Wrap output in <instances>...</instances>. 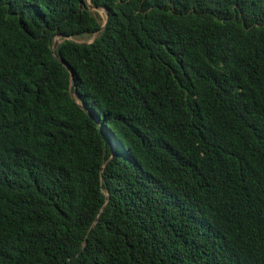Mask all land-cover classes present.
<instances>
[{"label": "trees", "instance_id": "obj_1", "mask_svg": "<svg viewBox=\"0 0 264 264\" xmlns=\"http://www.w3.org/2000/svg\"><path fill=\"white\" fill-rule=\"evenodd\" d=\"M90 2L0 0V264H264V0Z\"/></svg>", "mask_w": 264, "mask_h": 264}, {"label": "water", "instance_id": "obj_2", "mask_svg": "<svg viewBox=\"0 0 264 264\" xmlns=\"http://www.w3.org/2000/svg\"><path fill=\"white\" fill-rule=\"evenodd\" d=\"M84 2L86 3L87 9H88L89 11H91V10H99V9H97V8H95V7H93V6L91 5L90 0H89V2H88L87 0H84ZM102 10H103V13H104V15H105V19H104V21H103V24H102V26H101L99 32L102 31V30L104 29V27H105V25H106V23H107V20H108V13H107V11L104 10V9H102ZM92 36H93V39H92L91 42H88V43H78V44H84V45H87V44H90V43L94 42V40L96 39V33L93 34ZM64 39L73 41V40H72L71 38H69V37H65ZM73 42H74V43H77V42H75V41H73ZM59 43H61V41L59 42V41H58V38H56V39L54 40V44H53V46H52V53H54V50L56 49V47H57V45H58ZM58 60H59V62H60L62 65H64V66L70 71V69L68 68V66H66V64L64 63V61H62L61 59H58ZM73 91L76 92V88H75V87L72 88V85H70V86H69V94H70V97H71L72 99H74V93H73ZM76 103L79 104L78 101H77ZM98 120H99V119H97L96 121L98 122Z\"/></svg>", "mask_w": 264, "mask_h": 264}, {"label": "rangeland", "instance_id": "obj_3", "mask_svg": "<svg viewBox=\"0 0 264 264\" xmlns=\"http://www.w3.org/2000/svg\"><path fill=\"white\" fill-rule=\"evenodd\" d=\"M91 13L99 20V21H104L105 19V15L103 13V10L102 9H99V10H91ZM73 41L77 42V43H88V42H91L92 39H93V36H84V37H73L71 38ZM58 41L60 42L61 39L58 38ZM76 101H78L76 99ZM79 103V101H78Z\"/></svg>", "mask_w": 264, "mask_h": 264}, {"label": "bare ground", "instance_id": "obj_4", "mask_svg": "<svg viewBox=\"0 0 264 264\" xmlns=\"http://www.w3.org/2000/svg\"><path fill=\"white\" fill-rule=\"evenodd\" d=\"M89 2V0H87Z\"/></svg>", "mask_w": 264, "mask_h": 264}]
</instances>
